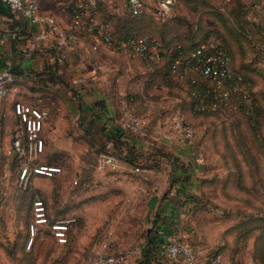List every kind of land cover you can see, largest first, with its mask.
I'll list each match as a JSON object with an SVG mask.
<instances>
[{"label": "crops", "instance_id": "crops-1", "mask_svg": "<svg viewBox=\"0 0 264 264\" xmlns=\"http://www.w3.org/2000/svg\"><path fill=\"white\" fill-rule=\"evenodd\" d=\"M70 2L41 0L40 6L42 11L54 15L63 27H69ZM102 2L114 10L119 9L117 5L122 3L125 6L124 0ZM145 2L148 4L146 13L152 14L155 4L152 0ZM258 2L257 8L248 9L246 18L264 36V0ZM2 5L0 67L11 61L18 73L16 85L0 105V115L5 113L2 114L5 116L4 133L10 136L9 132L16 123L12 101L18 98L34 103L41 96V104L48 105L49 109L42 128L46 151H62L67 156L63 162L68 170L77 168L78 164L81 167L79 177L73 179L80 199L72 203L71 198L75 197L71 195L70 204L63 205L65 210H70L65 212V217H74L68 231L76 219L81 225L86 224V216H90L89 220L95 216L98 224V219L103 221L101 217L105 209L120 211L121 208L129 210L131 207L146 206L152 209L146 237L152 225L151 233L157 229L160 237L154 254L145 255L142 250L145 241L139 250L111 252L123 254L124 264H135V256L138 264H147L144 260L146 256L150 264H186L181 257L171 259L164 252V232L173 230L181 233L191 244L199 259L198 252H203L208 246L206 233L200 228L198 235L193 236L188 223L192 219V211L198 208L193 201L195 188L192 182L202 167L193 163L192 158L199 162L203 140L201 137L182 142L175 136L167 138L162 135L164 120L170 114L188 118L187 108L190 105L182 92L178 93L176 87H170L166 82L162 63L154 68L141 58L110 50L102 43L96 51H90L88 47L93 36L86 32H82V41L77 46L57 49L52 31L48 32L46 39L37 38L39 25H32L19 13ZM97 10L101 15L99 7ZM17 26L20 27V36L12 37L11 33ZM259 44L264 47V37H260ZM95 63L102 64V68H95ZM125 101L144 117L147 125L145 136L119 128V106ZM101 150L117 155L119 166H100L97 153ZM189 152L191 155L188 156ZM136 166L141 170L135 171ZM57 174L56 177L35 175L32 187L44 193L51 192L53 181L62 179ZM63 178L69 182L68 175ZM152 195H156L157 199L154 207L150 208L148 203ZM74 212L82 217L74 215ZM199 264L203 263L199 260Z\"/></svg>", "mask_w": 264, "mask_h": 264}, {"label": "rangeland", "instance_id": "rangeland-1", "mask_svg": "<svg viewBox=\"0 0 264 264\" xmlns=\"http://www.w3.org/2000/svg\"><path fill=\"white\" fill-rule=\"evenodd\" d=\"M152 1L154 5L156 0ZM242 1L233 0L230 6H225L226 9L229 7L233 21L221 14L225 9H220L221 0H176L170 12L165 14L157 13L153 6L150 14L153 22L134 30L154 38L158 47L162 46L161 49L176 42L189 45L204 39L221 40L231 50L233 65L244 73L251 86L254 108L249 113L212 116L188 105V118L184 116L197 129L192 140L201 137L203 140L199 162L192 158L193 163L202 167L192 182L195 188L193 201L198 208H194L188 223L193 236L198 235L200 228L206 233L208 246L203 252H198L203 264H208L207 260L214 251L223 255L224 264H264V47L259 44L260 37L264 36L254 24L251 28L247 23L250 28L247 33L241 28L238 9ZM117 8L114 10L101 3L99 12L111 20L116 11L128 12L123 3ZM158 25L170 29L167 36H172L170 40L164 42L162 36L153 33ZM165 58L164 55L162 67L165 66ZM183 88L180 87V91L188 103V95ZM4 119L5 116L1 114L0 264H87L94 247L105 246L109 251L125 253L129 249H140L152 213V209L146 206L131 207L129 210L121 208L120 211L105 209L101 217L103 221L99 222L98 219V224L95 216L90 220V216H86L88 222L84 225L76 219L67 232V241L58 242L48 224L55 218L65 217V212H70L63 205L70 201L71 195L75 197L71 198L72 203L80 199L73 179L79 177L81 167L78 164L72 170L64 168L63 160L67 156L62 151H46L44 143L38 160L59 166V174L52 176L56 177L57 174L62 179L54 180L53 190L45 193L34 189L32 183L27 188L18 186L17 162L11 152L12 132H9L10 136L4 133ZM167 121L168 118L164 120V126ZM88 155L92 156V153ZM52 158L54 161H51ZM64 175L70 177L69 182L63 178ZM73 190L74 193H70ZM34 192H38L45 202L47 222L31 235L29 221ZM64 198L67 200L64 201ZM74 215L82 217L76 212ZM134 262L138 264L136 256Z\"/></svg>", "mask_w": 264, "mask_h": 264}, {"label": "built area", "instance_id": "built-area-1", "mask_svg": "<svg viewBox=\"0 0 264 264\" xmlns=\"http://www.w3.org/2000/svg\"><path fill=\"white\" fill-rule=\"evenodd\" d=\"M40 1L0 0V3L19 13L32 25H39L37 38L46 39L48 32L52 31L57 49L77 46L82 41V32H86L93 36V41L88 47L90 51H96L102 43L110 50L141 58L147 63L161 61L165 55L152 37L136 33H115L111 22L102 19L98 14V2L102 0H71L69 27H63L54 15L42 11ZM175 1L156 0L155 9L158 13H168ZM229 1L221 0L220 9H224ZM124 2L132 15L147 11L148 4L145 0ZM258 4V0H248L249 9L257 8ZM11 36H20L19 26L14 29ZM172 50H175V54L168 64V75L187 85L194 110L208 113L238 109L249 113L253 110L254 97L250 83L243 73L233 69L231 54L223 42L207 39L191 48L176 43L175 47L168 48L166 52ZM94 67L101 69L102 64L95 63ZM16 78L12 62L6 61L0 67V105L15 86ZM41 101L42 98L39 96L34 103L15 100L12 104L16 123L10 138L11 152L17 162L18 186L22 188H27L35 175L51 176L61 169L57 165L38 160L44 149L41 132L49 114L48 105L41 104ZM2 114L5 115L4 112ZM117 124L121 130L131 134L139 136L147 134L145 119L134 112L126 101L119 106ZM196 133V127L185 121L180 114H170L162 135L167 138L175 136L182 142H189ZM98 164L110 168L119 166L117 156L111 153L99 154ZM134 170L140 171L141 168L136 166ZM73 220V217L55 218L48 224L58 242L67 241L69 223ZM46 222L45 202L38 192H34L29 221L31 235ZM163 249L166 256L171 259L181 257L186 264H199L196 250L179 232L173 230L164 232ZM223 258L220 252H213L208 264H224ZM124 261L123 254L113 253L102 246L92 249L87 264H122Z\"/></svg>", "mask_w": 264, "mask_h": 264}, {"label": "trees", "instance_id": "trees-1", "mask_svg": "<svg viewBox=\"0 0 264 264\" xmlns=\"http://www.w3.org/2000/svg\"><path fill=\"white\" fill-rule=\"evenodd\" d=\"M232 1L233 0H230L229 1V3H227V5H229L230 6V4L232 3ZM101 3H103L102 1H99L98 2V7L101 5ZM242 4H241V6H240V9H238V11H239V23L241 22V25H242V29H244V32L245 33H247V29H250V28H248L247 27V23L248 24H250L248 21H247V18H246V14H247V11H249L248 9H249V7H248V0H243L242 2H241ZM2 3H0V7L2 8ZM229 8V7H228ZM228 8L226 9H224L223 11H221V14L223 15V17H228L231 21H233L232 20V18L230 17V12L228 11ZM98 9V8H97ZM154 11H156V9H154ZM157 12V11H156ZM229 12V13H228ZM158 13V12H157ZM160 14H165V13H160ZM102 19H104V20H109L110 22H111V24H112V27H113V30H114V32L115 33H136V32H134V30L135 29H137V28H139L140 26H144L143 24H149V23H152L153 22V19H152V17L150 16V14L149 13H146V12H144V13H141V14H138V15H132V14H130L129 12H127L126 14H124V13H117V14H115V15H113L112 16V20L111 19H109V18H106V17H104V16H101V15H99ZM170 20V19H169ZM172 22V21H171ZM238 23V24H239ZM163 26H166L165 24H163ZM147 27V26H146ZM145 27V28H146ZM250 27L251 28H253L252 27V24H250ZM155 31L153 32L154 34H158V35H160V36H162L163 37V41L165 42L166 40H170L171 39V37L172 36H170V37H167V36H169L168 35V33H169V30L170 29H163V27L162 26H160V25H158V29H154ZM189 30V29H188ZM190 31V30H189ZM190 33H192V32H190ZM243 33V32H242ZM136 34H140V33H136ZM142 35V34H141ZM176 35H179L178 33L176 34ZM243 35H244V33H243ZM179 37H181V36H179ZM185 37V34H184V36H183V38ZM246 37V36H245ZM239 39H241L242 40V38H239ZM205 40H207V39H204V40H202V41H205ZM249 40V39H248ZM202 41H198L197 43H194V44H189V45H185V44H183V43H181L185 48H191V47H193V46H195L196 44H198V43H200V42H202ZM219 41H221V40H219ZM221 42H223V41H221ZM244 42V41H243ZM176 43H179V42H176ZM176 43H173V44H171V45H166L165 47H164V49H161L162 48V46H161V51L162 52H164V54H165V56H166V58H165V62H164V67H165V78H166V82L169 84V86L171 87V86H174V87H176L177 88V92L179 93V92H181L180 91V87L181 88H183L184 89V91L183 92H185V90H186V93H187V95H188V100L190 101V105H191V107H192V101H191V98H190V95H189V90H188V88H187V85L185 84V83H183V82H181V81H178V80H176V79H174V78H171L169 75H168V72H167V67H168V64H169V62H170V60L173 58V56H174V54H175V50H172L171 52H166L167 51V49L168 48H170V47H175V44ZM226 46H227V48H228V50H229V52H230V54H231V57H232V53H231V50L229 49V47H228V45L225 43V42H223ZM163 60V59H162ZM143 61H145V60H143ZM146 62V61H145ZM147 63V62H146ZM149 64H150V66H152V67H154V68H156L155 66H157L158 64H161V61H158V62H155V61H149ZM232 67H233V69H235L236 71H239V72H241L240 70H237L236 68H235V66L233 65V57H232ZM14 70H15V67H14ZM15 73H16V80H18V73H17V71L15 70ZM241 73H243V72H241ZM244 74V73H243ZM184 99H185V97H184ZM193 108V107H192ZM134 111V110H133ZM135 112V111H134ZM199 112V111H198ZM241 113V114H243L244 112L242 111V110H240V109H238V110H223V111H220V112H217L216 114L215 113H208V112H201V113H206V114H210V115H212V116H214V115H220V114H225V113ZM137 113V112H136ZM185 121H187L186 119H185ZM187 122H189L190 124H192L193 126H195L192 122H190V121H187ZM101 153H111V154H114V153H112L111 151H99L98 153H97V155L99 156V154H101ZM115 155V154H114ZM115 156H117V155H115ZM126 157H127V155H125ZM118 157V156H117ZM119 158V157H118ZM130 160V159H129ZM153 226V225H152ZM152 226H151V230H152ZM151 230H150V232L147 234V237H146V239H145V243H144V246L142 247V250L144 251V253H145V255H148V254H151V255H153L154 254V252L156 251V249L158 248V243H159V240H160V237H159V233H158V230L157 229H155L152 233H151ZM214 252H219V251H214ZM262 252L264 253V247L262 248ZM144 260H145V262L147 263V264H150V262H148V257L146 256L145 258H144Z\"/></svg>", "mask_w": 264, "mask_h": 264}, {"label": "water", "instance_id": "water-1", "mask_svg": "<svg viewBox=\"0 0 264 264\" xmlns=\"http://www.w3.org/2000/svg\"><path fill=\"white\" fill-rule=\"evenodd\" d=\"M156 199H157V196L156 195H152L149 199V203H148V206L150 208H153L154 205H155V202H156Z\"/></svg>", "mask_w": 264, "mask_h": 264}]
</instances>
